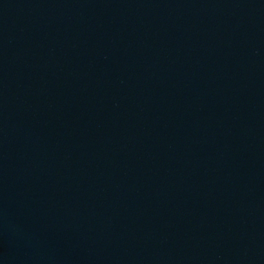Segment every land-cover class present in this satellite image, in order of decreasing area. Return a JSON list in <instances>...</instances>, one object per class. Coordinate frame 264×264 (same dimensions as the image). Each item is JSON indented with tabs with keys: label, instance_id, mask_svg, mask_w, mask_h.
Returning a JSON list of instances; mask_svg holds the SVG:
<instances>
[{
	"label": "water",
	"instance_id": "1",
	"mask_svg": "<svg viewBox=\"0 0 264 264\" xmlns=\"http://www.w3.org/2000/svg\"><path fill=\"white\" fill-rule=\"evenodd\" d=\"M0 264H264V0H0Z\"/></svg>",
	"mask_w": 264,
	"mask_h": 264
}]
</instances>
